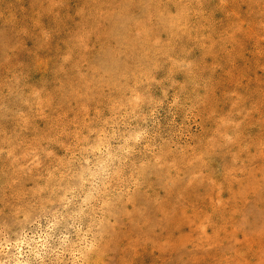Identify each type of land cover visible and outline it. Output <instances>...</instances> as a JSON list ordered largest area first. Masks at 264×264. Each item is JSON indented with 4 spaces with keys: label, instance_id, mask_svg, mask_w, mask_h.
Here are the masks:
<instances>
[{
    "label": "rangeland",
    "instance_id": "1",
    "mask_svg": "<svg viewBox=\"0 0 264 264\" xmlns=\"http://www.w3.org/2000/svg\"><path fill=\"white\" fill-rule=\"evenodd\" d=\"M0 264H264V0H0Z\"/></svg>",
    "mask_w": 264,
    "mask_h": 264
}]
</instances>
